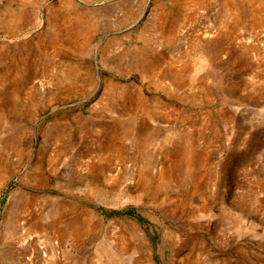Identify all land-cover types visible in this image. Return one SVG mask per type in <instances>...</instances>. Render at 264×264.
I'll use <instances>...</instances> for the list:
<instances>
[{
	"label": "rangeland",
	"instance_id": "1",
	"mask_svg": "<svg viewBox=\"0 0 264 264\" xmlns=\"http://www.w3.org/2000/svg\"><path fill=\"white\" fill-rule=\"evenodd\" d=\"M0 264H264V0H0Z\"/></svg>",
	"mask_w": 264,
	"mask_h": 264
},
{
	"label": "bare ground",
	"instance_id": "2",
	"mask_svg": "<svg viewBox=\"0 0 264 264\" xmlns=\"http://www.w3.org/2000/svg\"><path fill=\"white\" fill-rule=\"evenodd\" d=\"M72 36L73 35H71V34H67V38H68V40H71V38H72ZM59 211H58V205H57V213H58ZM60 230H61V235L62 236H66V238L68 237V238H72V237H74V235H75V231H74V229H72V226H71V224H67V223H64L63 224V227H60ZM60 232V231H59ZM63 237V238H64ZM67 238V239H68ZM65 239V238H64ZM66 239V240H67ZM62 240V239H61ZM68 241V240H67Z\"/></svg>",
	"mask_w": 264,
	"mask_h": 264
}]
</instances>
